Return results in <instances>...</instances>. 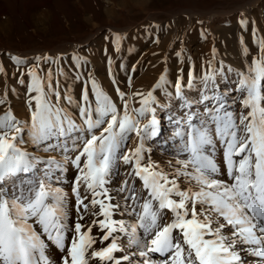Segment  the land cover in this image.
<instances>
[{
	"label": "snow or ice",
	"instance_id": "6c2138e0",
	"mask_svg": "<svg viewBox=\"0 0 264 264\" xmlns=\"http://www.w3.org/2000/svg\"><path fill=\"white\" fill-rule=\"evenodd\" d=\"M124 38L114 34L116 51ZM255 42L246 68L213 49L200 74L173 80L165 68L147 92L117 86L115 97L85 73L86 57L69 69L62 55L35 57L19 80L28 116L0 115V182L44 167L0 190V264H264V38ZM158 111L172 126L166 167L145 146L160 133Z\"/></svg>",
	"mask_w": 264,
	"mask_h": 264
},
{
	"label": "rangeland",
	"instance_id": "374dc122",
	"mask_svg": "<svg viewBox=\"0 0 264 264\" xmlns=\"http://www.w3.org/2000/svg\"><path fill=\"white\" fill-rule=\"evenodd\" d=\"M109 6V0H0V64L5 68L0 73V98H5L7 93V102L0 105V115L11 108L18 119L28 116L29 94L19 80L29 81L21 73L37 63V56L62 55L66 59L61 65L66 69L73 63L70 59L73 55L86 57L85 73H91L115 97L117 86L128 93L147 92L165 68L173 80L180 69H184L185 76L190 67L200 74L207 62L213 60V49L217 62L246 68V62L258 55L255 41L264 38V0H139L137 4L128 3L110 11ZM244 19L247 25L240 23ZM111 25L119 27L113 29ZM92 29H97V33L91 42L60 50ZM116 33L125 37L120 51L112 43ZM244 46L250 50L248 57L242 54ZM11 56L28 63L17 64ZM41 67L47 65L41 63ZM51 67L55 69L56 65ZM221 86L230 85L222 81ZM79 87L77 84V90ZM163 120V133L172 131L165 113ZM168 135L166 146L169 147L160 149V154L173 157L171 132ZM137 143L138 138L131 134L125 150L135 148ZM25 147L36 151L31 145ZM37 154L45 158L61 156L59 152ZM151 157L165 166L154 155ZM123 171L121 166L120 172ZM64 187L71 193L70 187Z\"/></svg>",
	"mask_w": 264,
	"mask_h": 264
},
{
	"label": "bare ground",
	"instance_id": "6f19581e",
	"mask_svg": "<svg viewBox=\"0 0 264 264\" xmlns=\"http://www.w3.org/2000/svg\"><path fill=\"white\" fill-rule=\"evenodd\" d=\"M109 1L111 2V6H109L108 9H107L109 11L115 9L116 7L120 8V7H122V6H124L125 4H128V3L137 4L139 2V0H109ZM111 27H113V29H118L119 26L118 25H111ZM96 33H97V29L89 30V32H87L85 35L79 36L76 40H74V42H73V44L71 46L63 45L62 46L63 48L60 49V50L63 51V50H66V49H68L70 47H73V46H77V45H81V44H85V43L91 42L92 38H94ZM13 52L14 53H19V52L15 51V50ZM163 114H164V112L158 111V118L161 121L160 133L158 134L157 137H154L151 140H148V142L145 143V146H146L147 149L150 150V152L148 154L154 155V157L156 159H158L161 163H163L165 166H167V161H169L170 159H173V157H169V156H165L164 154L163 155L160 154V149L165 148V147H169V145L166 146V143H167V141H169V135L168 134L171 132V131H167V132L163 133V130L161 128L163 126V124L165 123V120H163ZM169 128H172V126L170 125ZM43 167H44V165H43V163H41L40 165H38L37 168L33 169L29 173H21V174H18L17 177H15V178H13L11 180H6V181H3V182H0V190H9L12 187V184L14 182H19L21 180H27V179H33V178L41 175ZM68 167H69V171L66 173V178L68 180H71V178H73V175L76 172V169L74 168V166H71V165H68ZM117 183H119V180H117ZM68 193H69V196L71 198L72 197L71 193L70 192H68ZM115 218H119V217H115ZM92 234L94 236H98L99 235V230L96 229V228H93V233ZM105 243H107V242H105ZM90 264H94V262L90 261Z\"/></svg>",
	"mask_w": 264,
	"mask_h": 264
}]
</instances>
